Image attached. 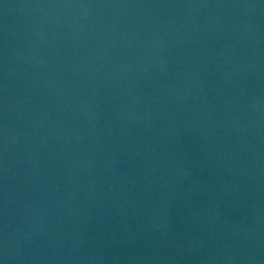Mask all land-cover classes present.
Returning <instances> with one entry per match:
<instances>
[{
  "label": "water",
  "instance_id": "obj_1",
  "mask_svg": "<svg viewBox=\"0 0 264 264\" xmlns=\"http://www.w3.org/2000/svg\"><path fill=\"white\" fill-rule=\"evenodd\" d=\"M0 264H264V0H0Z\"/></svg>",
  "mask_w": 264,
  "mask_h": 264
}]
</instances>
